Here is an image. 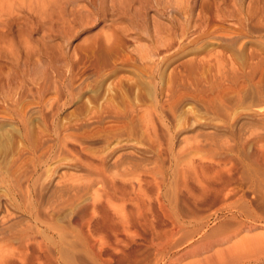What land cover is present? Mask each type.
Instances as JSON below:
<instances>
[{"label": "rangeland", "instance_id": "374dc122", "mask_svg": "<svg viewBox=\"0 0 264 264\" xmlns=\"http://www.w3.org/2000/svg\"><path fill=\"white\" fill-rule=\"evenodd\" d=\"M48 2L0 0V256L90 264L73 248L71 217L100 188L99 210L112 215L109 199L125 205L138 234L115 264H198L227 245L264 264L259 223L195 249L202 235L213 242L214 214L228 201L202 187L229 185L236 194L227 203L264 216V0ZM129 179L153 198L155 226L127 201ZM173 222L185 242L163 259L151 234Z\"/></svg>", "mask_w": 264, "mask_h": 264}, {"label": "bare ground", "instance_id": "6f19581e", "mask_svg": "<svg viewBox=\"0 0 264 264\" xmlns=\"http://www.w3.org/2000/svg\"><path fill=\"white\" fill-rule=\"evenodd\" d=\"M38 2H41L42 3V5L43 6H45V0H37ZM47 1H49L48 3L50 4V3H53L54 2V0H47ZM108 107H109V105H108ZM110 107H112V109L113 108H115V107H113V106H110ZM109 109V110H108ZM106 108L105 107V110L104 111H106L105 113H109V115H110V113H112L113 111L110 109V108ZM116 109V108H115ZM115 109H114V111H115ZM119 111V110H118ZM117 111V112H118ZM94 113V112H93ZM95 113H97V111L95 112ZM99 113V112H98ZM112 115H115L114 114V112H113V114ZM111 115V116H112ZM117 115V114H116ZM96 117V116H95ZM94 118V117H93ZM98 120V117L97 118H95V120ZM104 119V118H103ZM94 122V121H93ZM95 122H97V121H95ZM90 178V177H89ZM99 178V177H98ZM97 178V179H98ZM104 178V177H103ZM102 178V179H103ZM92 179V178H91ZM96 179V181L100 184V182H99V180H97ZM117 179V178H116ZM123 179V178H122ZM258 179V178H257ZM256 179V180H257ZM90 180V179H89ZM127 180V179H126ZM135 180V179H134ZM219 180V179H218ZM76 181V180H75ZM95 181V179H92V182L95 184L96 182H94ZM107 181V180H106ZM114 180H112L111 179V182H113ZM185 181V180H184ZM257 181H259V180H257ZM103 182V181H102ZM127 182V181H126ZM214 182H216V181H214ZM254 182V181H253ZM76 183V182H75ZM97 183V184H98ZM106 183V182H105ZM116 183V182H115ZM129 185H130V187H131V189L133 190L132 192H131V194L130 195H132V193L134 192V195H135V198L134 199H129V200H127V201H130V200H135L136 201V204H135V206L137 207V209H136V207L134 208V209H136L137 210V216L139 217V219H140V221L141 222H143V224L145 225V227L147 226H150L151 225V227L154 225V221H152V223H150V220H149V217H151V216H149L148 215V213H152L151 212V207H152V205H154V204H152L153 203V198L152 197H150V196H148V194L147 193H145V191L143 192V186H142V182L140 183L139 181H137V180H135V181H133V180H130L129 179ZM202 183V182H201ZM97 184H95V185H97ZM117 184V183H116ZM123 184V183H122ZM214 184V183H213ZM229 184V183H228ZM81 186V185H80ZM115 186V185H114ZM202 186V185H201ZM210 186V185H209ZM226 185H224V187H225ZM99 187V186H98ZM116 187V186H115ZM115 187H113V188H115ZM213 187H214V185H213ZM224 187H222V189L224 188ZM229 187V185L227 186V188H224V189H226V190H217V191H213L212 189H209V188H207V186L206 187H202V196H207V194L208 193H212V192H214L213 193V197H216V196H218V195H222V197L224 198H222L221 196H219V197H221V198H218V200L219 199H223L222 201H225V200H228L229 201V198L231 199V197H233V194H236V192H235V189H229L228 188ZM262 187H263V185H262ZM79 188V187H78ZM91 189H92V187H90ZM212 188V187H211ZM219 188V187H218ZM264 188V187H263ZM262 188V189H263ZM73 189H74V187H73ZM100 189V188H99ZM99 189L98 188H96V189H92V190H96V192L95 193H97L98 194V192H99ZM217 189V188H216ZM260 190V191H258V192H260V197L262 198V200H264V191L263 190ZM71 190V189H70ZM77 190V189H76ZM81 190V189H80ZM126 190V189H125ZM258 190V189H257ZM69 191V190H68ZM74 193V192H73ZM72 193V194H73ZM157 193V192H156ZM95 194V196L91 199V201H87L88 202V204H85L84 205V203H83V205L81 206V205H78L77 207L78 208H75L74 210V212H73V215H72V217H71V222H72V228H71V234H72V237H73V243L75 242V243H77L76 245H75V247L73 246V248H74V250H75V248H77L79 245H81L80 246V249H82L83 250V252H85V254L88 256V258H89V261H90V264H115L114 263V261H116V260H114V256L116 255H119L120 254V257H121V253H123V255L122 256H124V251H125V248L126 247H128V244L130 243V242H134V240L136 239V237L138 236V234H136L135 232H134V230H133V225H132V227L130 226V224L128 223V219L127 218H129L130 216H131V214L130 215H128L129 217H127V213H126V211L127 210H125L126 208H125V205H121V206H119V205H117V206H115V205H113L112 204V202L111 201H109L108 200V202L109 203H106V199H105V203H106V205L108 206V208L111 210L110 211V213L113 215H110V218L108 219V217H109V215H107V214H103L102 212H104V209L103 208H100V206H102V202H101V196L98 194ZM232 195V196H231ZM78 196V195H77ZM201 196V197H202ZM208 196H210V195H208ZM240 196V195H239ZM154 197V196H153ZM161 196L158 194V196L156 197V202L158 203V205H159V208H160V210H162L161 212L162 213H164V212H167V210H166V206H165V204H164V202L161 200V198H160ZM212 197V198H213ZM77 198V197H76ZM204 198V197H203ZM240 198H241V196H240ZM67 199V198H66ZM72 199V198H71ZM79 199V198H78ZM244 199V198H243ZM75 200V199H74ZM195 200V199H194ZM205 200V199H204ZM213 200H214V198H213ZM239 200H241V199H239ZM60 201V200H59ZM63 201V200H62ZM221 201V200H220ZM219 201V202H220ZM221 201V202H222ZM228 201H225L226 203V205H225V209L223 210V212H220V213H218V214H214V219H215V221H216V223H217V225H216V227H214L213 229H211V231L209 232L210 234H209V238H210V240H211V238L213 239V242L212 241H209V239H208V237H206L207 239H204V235H202L201 237H202V239L201 240H203V241H201L200 240V244L198 245V246H196V248L195 247H192L191 249H192V251L193 252H195L194 250L195 249H197V251L198 250H203V251H205V250H207V251H211L212 249H213V246L217 243V244H219V245H225V243H228L229 242V240H230V238H231V236H236L237 234H239V232L241 231V230H243L244 229V231H246V228L247 229H249V228H255V226H256V228H258V227H264V216H261V215H257L256 216V213H254V211L250 208V206L248 205L247 206V203H246V205L244 206H242V207H235V206H233V204L232 203H227ZM71 202V201H70ZM79 202V201H78ZM126 202V201H125ZM134 202V201H133ZM214 202H215V200H214ZM247 202V201H246ZM56 203V202H55ZM156 203V204H157ZM194 203H196L195 201H194ZM62 204V203H61ZM73 204V203H72ZM80 204V203H79ZM82 204V203H81ZM104 204V203H103ZM134 204V203H133ZM155 204V205H156ZM222 204V203H221ZM56 205V204H55ZM58 205V204H57ZM56 205V206H57ZM80 206V207H79ZM154 207V206H153ZM169 207V206H168ZM57 208V207H56ZM58 209V208H57ZM99 209H102V212H101V210H99ZM168 210H169V208H168ZM102 213H100V212ZM220 211H222V210H220ZM105 212H107V211H105ZM128 212V211H127ZM171 212V211H170ZM258 212V211H257ZM255 215H254V214ZM98 214H101V215H104V216H106L107 217V219L106 218H104L103 216H102V218H104L106 221H103L102 219V221H103V225L105 226L107 223H108V220H110L111 219V217H112V219H111V222L109 221V223L108 224H111V225H107V226H103L102 225V222H100L101 220L100 219H98L99 217H98ZM129 214V213H128ZM168 214H169V212H168ZM168 214H166L165 215V213H164V215H165V218L167 217H169L168 219H169V222L170 221H174V218H173V215H172V218L173 219H171L170 217H171V215L169 216ZM101 215H99V216H101ZM152 215H153V213H152ZM163 215V216H164ZM137 216H136V218H137ZM101 218V217H100ZM135 219V218H134ZM151 219V218H150ZM177 219V218H176ZM98 220H100V221H98ZM136 221H137V219H136ZM136 221L134 220V223H136ZM176 221V220H175ZM5 222H6V220H5ZM100 222V223H99ZM104 222H107V223H105L104 224ZM129 222H131V221H129ZM233 222L235 223V224H237L238 226H237V228H235L236 227V225H235V227H234V225H233ZM140 223V222H139ZM181 223V222H180ZM196 223H199V222H196ZM195 223V224H196ZM254 223H259L260 225H255ZM142 223H141V225H143ZM193 224V223H192ZM249 224H254L255 226H249ZM140 225V226H141ZM143 225V226H144ZM157 225V224H156ZM171 225V224H170ZM194 225V224H193ZM198 225V224H197ZM196 225V226H197ZM50 226V225H49ZM55 226V225H54ZM155 226V225H154ZM52 227V226H51ZM184 226L183 225H179L178 224V222L176 223V222H173L172 223V229H170V230H162V231H158V232H162V235L160 234V233H157V231H153V233L151 234V235H153V236H151L152 238L150 239L151 241H150V246H152V247H154L155 249H156V251H157V253L159 254V255H161V258L163 257V259H166L167 257H166V255L167 254H169V253H171L172 251H175V250H177L180 246H181V244H183V243H181L182 242V240H180V239H182V238H174L175 236H177L178 234H179V231H180V229L182 230V228H183ZM195 227V226H194ZM234 227V228H233ZM31 228V227H30ZM149 228V227H148ZM205 228H206V225L205 224H202V222H201V224H199V226H197V228H195V230H193L192 232H191V237L192 238H194L195 236H197V235H199V234H202V232H204V230H205ZM14 229V228H13ZM176 229H178V230H176ZM235 229H237L236 231H234ZM53 230H54V228H53ZM60 230V229H59ZM152 230H154L153 228H152ZM61 231V230H60ZM38 232V231H37ZM54 232V231H53ZM59 232V231H58ZM39 234V233H38ZM157 236H156V235ZM234 234V235H233ZM26 235H28V234H26ZM63 235V234H62ZM65 236V235H64ZM63 236V237H64ZM30 237H33V236H29V237H27V241L25 242V246L27 247H29V245H30V242H35V240H33V239H31ZM190 237V236H189ZM61 238V237H60ZM23 239V238H22ZM24 239H26L25 237H24ZM186 239V238H185ZM256 239V238H255ZM205 240H208V241H205ZM25 241V240H24ZM24 241H22V242H24ZM242 241H244L245 242V240L243 239ZM21 242V243H22ZM62 242V241H61ZM243 242V243H244ZM241 243V242H240ZM68 244V243H67ZM198 244V243H197ZM242 246H243V244H241ZM228 246V247H227ZM226 247H223V248H221V249H218V250H216V251H214L215 252V254L213 255V254H211L212 256H210V260L209 259H206V260H204L203 259V261L202 260H200V261H202V262H199L198 264H250L249 263V258H250V254H249V252L248 251H244L243 249H241L240 250V247H239V249H238V247H236V246H230L229 247V245H227ZM238 246V245H237ZM240 246V245H239ZM236 247V248H235ZM79 248V247H78ZM195 248V249H194ZM242 248V247H241ZM263 248V247H262ZM19 249H21V248H19ZM43 249V248H42ZM236 249H238V250H236ZM264 249V248H263ZM263 249L261 250V248H260V250L261 251H263ZM17 251H18V249H17ZM178 251H179V249H178ZM189 251V254H190V252H192V251H190V250H188ZM187 251V252H188ZM196 251V252H197ZM237 251H239V253L238 254H234L235 252H237ZM69 252V251H68ZM187 252L185 253V255L187 254ZM213 252V251H212ZM18 253V252H17ZM126 253V252H125ZM175 253V252H174ZM257 253H260V252H257ZM16 254V253H15ZM14 253L12 254L13 256H9V255H4V254H1V256H0V264H16V263H19V264H47V261L48 260H45L43 257H41L40 255L39 256H35V257H27V254H28V252H27V254L26 253H23V251H22V254L21 253H19V254H21V255H19V254H17V255H15ZM73 254V253H72ZM83 254V253H82ZM177 254V253H176ZM256 254V253H255ZM19 255V256H18ZM79 256H80V254H78ZM77 255V256H78ZM90 255H91V258H90ZM183 254H181V256H182ZM252 255H254V254H252ZM258 255V254H257ZM256 255V256H257ZM262 255V254H261ZM73 256H74V254H73ZM78 256V257H79ZM115 256V257H116ZM168 256V255H167ZM184 256V255H183ZM224 258L223 256H226V259H224V260H221L222 258ZM255 256V257H256ZM81 257H82V255H81ZM85 257V256H84ZM119 256H117V258H118ZM207 257V256H206ZM215 257H218V259L216 258V259H214ZM252 257V256H251ZM262 257V256H261ZM260 256L259 257H257L256 259L257 260H259L260 258H261ZM60 258V257H59ZM71 258H72V256H71ZM74 258V257H73ZM75 258H77L76 256H75ZM83 258V257H82ZM88 258H87V260H88ZM116 258V259H117ZM181 258V257H180ZM208 258V257H207ZM221 258V259H220ZM263 258V257H262ZM47 259V258H46ZM67 259H69L70 260V257L69 258H67ZM78 259V258H77ZM80 259V258H79ZM83 259H85V258H83ZM50 260H52V259H50ZM64 260V259H63ZM72 260V259H71ZM66 261V260H65ZM78 261V260H77ZM80 261V260H79ZM78 261V262H79ZM122 261V260H121ZM51 262V261H50ZM63 262V261H62ZM81 262H84V261H82V259H81ZM86 262V261H85ZM59 263V262H58ZM71 263H73V264H75L74 262H70L69 264H71ZM122 263V262H121ZM52 264V263H51ZM60 264H62V263H60ZM64 264H65V262H64ZM77 264V263H76ZM85 264H87V263H85ZM89 264V263H88Z\"/></svg>", "mask_w": 264, "mask_h": 264}]
</instances>
